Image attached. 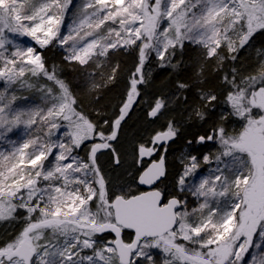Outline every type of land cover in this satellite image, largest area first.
<instances>
[{
  "label": "snow or ice",
  "instance_id": "1",
  "mask_svg": "<svg viewBox=\"0 0 264 264\" xmlns=\"http://www.w3.org/2000/svg\"><path fill=\"white\" fill-rule=\"evenodd\" d=\"M0 264H264V0H0Z\"/></svg>",
  "mask_w": 264,
  "mask_h": 264
},
{
  "label": "trees",
  "instance_id": "2",
  "mask_svg": "<svg viewBox=\"0 0 264 264\" xmlns=\"http://www.w3.org/2000/svg\"><path fill=\"white\" fill-rule=\"evenodd\" d=\"M257 43H258V46H259V44H260L259 40L257 41ZM48 55H49V58H50L51 61L57 62V63H59L61 58H62L60 56V54L57 51H55V50H53L52 52H49ZM252 55H255V53L253 52ZM69 75H72V74L69 73ZM153 75H154L155 80H156V87H159L161 81L165 80L166 76H167V74L163 70H158L157 72H154ZM113 95H114V93L110 94L107 97V99L110 100ZM129 127H130V130H137V129H140L142 127H146V125L144 124L143 116H142L141 113L137 112L133 116L132 120L129 121ZM180 143H182V142H180Z\"/></svg>",
  "mask_w": 264,
  "mask_h": 264
},
{
  "label": "rangeland",
  "instance_id": "3",
  "mask_svg": "<svg viewBox=\"0 0 264 264\" xmlns=\"http://www.w3.org/2000/svg\"><path fill=\"white\" fill-rule=\"evenodd\" d=\"M257 45H258V43H257Z\"/></svg>",
  "mask_w": 264,
  "mask_h": 264
}]
</instances>
